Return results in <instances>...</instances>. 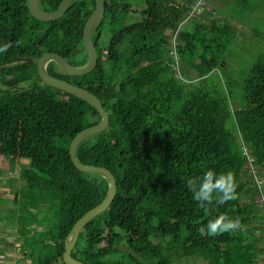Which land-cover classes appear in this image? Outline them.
<instances>
[{
    "label": "trees",
    "instance_id": "trees-1",
    "mask_svg": "<svg viewBox=\"0 0 264 264\" xmlns=\"http://www.w3.org/2000/svg\"><path fill=\"white\" fill-rule=\"evenodd\" d=\"M194 1L145 0L135 11L127 0H106L93 33L97 67L71 76L48 63L52 75L100 97L111 118L77 152L84 163L110 169L118 184L110 207L83 228L72 252L87 264H167L183 255L208 264H257L264 252V237L256 234L260 191L241 149L245 143L264 173V53L237 78L223 76L224 56L234 52L238 32L209 10L187 19ZM235 1L244 8L251 2ZM60 2L38 0L48 12ZM95 3L72 0L60 19L44 22L31 15L27 0H0V46L11 45L0 52V162L7 159L13 169L27 163L19 170L23 185L13 207L30 217L19 215L13 228L33 264H66L67 235L108 192L105 178L77 169L70 155L74 136L100 122L101 114L44 84L37 73L38 58L52 50L76 66L88 62L83 30ZM28 79L30 85L22 86ZM13 101L22 102L20 108L4 109ZM208 169L231 171L237 198L205 211L186 180ZM221 214L238 217L241 227L202 236L198 229ZM117 235V243H103Z\"/></svg>",
    "mask_w": 264,
    "mask_h": 264
},
{
    "label": "rangeland",
    "instance_id": "rangeland-1",
    "mask_svg": "<svg viewBox=\"0 0 264 264\" xmlns=\"http://www.w3.org/2000/svg\"><path fill=\"white\" fill-rule=\"evenodd\" d=\"M135 11L141 10L145 6V0H127ZM209 11L217 18L222 20H230L233 27L238 32V37L232 47L233 53L227 52L224 61L228 63L227 69L223 76L228 79L237 78L244 68L252 64L256 57L264 53V0H251L250 4L244 6L237 5L235 0H208ZM139 14L135 15L138 18ZM134 19V18H133ZM132 20V18L130 19ZM195 33L189 38H194ZM231 50V51H232ZM59 70V69H58ZM61 71V70H60ZM189 73H193V69L189 67ZM30 79L22 83V86L28 87ZM22 102L13 101L10 104L5 103L4 109L7 110L20 108ZM18 106V107H17ZM27 163H18L13 169L9 165L7 159L2 158L0 162V225L4 230L0 231V237H4V241L0 243V264H33L30 258L24 255L23 246L25 240L14 229L17 224V217H30V213L26 209H17L13 207V197L18 187L23 185V181L19 178V170L21 165ZM246 178V176H243ZM36 219L39 225H43L42 214H38ZM37 224L34 226L36 228ZM37 230V229H35ZM33 232L38 236L42 232V226L38 227V231ZM121 240V235L113 238L104 239V244L117 243ZM167 264H208L199 257H187L183 255L177 261Z\"/></svg>",
    "mask_w": 264,
    "mask_h": 264
},
{
    "label": "water",
    "instance_id": "water-1",
    "mask_svg": "<svg viewBox=\"0 0 264 264\" xmlns=\"http://www.w3.org/2000/svg\"><path fill=\"white\" fill-rule=\"evenodd\" d=\"M95 1V7L88 17L83 30V42L89 54L88 62L82 66H76L67 58H65L60 52L55 50L44 53L38 58L37 61V73L40 80L44 84L63 90L87 101L102 116L100 122L77 133L70 145V155L74 166L83 172L101 175L107 180L109 187L108 192L101 203L87 211L81 218H79L67 235L65 239V250L63 252V260L66 264H87L86 262L72 255V252L80 238L81 231L90 221L110 207L118 192L116 177L110 169L100 165L84 163L77 155L78 148L84 140L97 133L105 131L108 128L111 120L110 113L106 110L101 98L96 94L85 87L71 83L67 79L52 75L47 69L48 63L53 61L64 72L71 76H85L90 74L97 67L99 63V52L93 39V33L97 24L104 15L106 9V0ZM71 2L72 0H61L57 9L50 12L42 10L39 6L38 0H27V7L34 18L40 21L50 22L60 19L68 10Z\"/></svg>",
    "mask_w": 264,
    "mask_h": 264
},
{
    "label": "clouds",
    "instance_id": "clouds-1",
    "mask_svg": "<svg viewBox=\"0 0 264 264\" xmlns=\"http://www.w3.org/2000/svg\"><path fill=\"white\" fill-rule=\"evenodd\" d=\"M10 44L0 46V52H6ZM186 186L192 193L194 201L207 211L208 205H221L230 200H235L236 178L231 171L217 173L213 169L204 171L201 176H193L186 180ZM241 227V221L237 218H230L225 214L216 216L207 222L206 227L201 226L198 231L203 236H216L225 232H234Z\"/></svg>",
    "mask_w": 264,
    "mask_h": 264
},
{
    "label": "built area",
    "instance_id": "built-area-1",
    "mask_svg": "<svg viewBox=\"0 0 264 264\" xmlns=\"http://www.w3.org/2000/svg\"><path fill=\"white\" fill-rule=\"evenodd\" d=\"M208 9L209 7L207 5V0H195L194 3L190 5L187 19L200 18L203 14L206 13ZM174 43H176L175 40ZM171 54L174 55V57L178 61V57L177 54L175 53V50H173ZM177 61H175V63L172 64V67L176 71L177 76H180V72L178 69L179 66ZM241 149L247 157L248 160L247 166L250 170L252 178L255 180V185L260 191L259 195L256 198V203L262 213V219L260 221V227L256 229V234L258 236L264 237V173L262 172L260 166L256 165L255 158L250 154V150L245 143H242ZM2 230L4 229L2 228V226H0V231Z\"/></svg>",
    "mask_w": 264,
    "mask_h": 264
},
{
    "label": "crops",
    "instance_id": "crops-1",
    "mask_svg": "<svg viewBox=\"0 0 264 264\" xmlns=\"http://www.w3.org/2000/svg\"><path fill=\"white\" fill-rule=\"evenodd\" d=\"M263 242V241H262ZM261 246H264V243L260 244ZM257 264H264V252L262 253V255L259 257L258 259V263Z\"/></svg>",
    "mask_w": 264,
    "mask_h": 264
},
{
    "label": "flooded vegetation",
    "instance_id": "flooded-vegetation-1",
    "mask_svg": "<svg viewBox=\"0 0 264 264\" xmlns=\"http://www.w3.org/2000/svg\"><path fill=\"white\" fill-rule=\"evenodd\" d=\"M55 67H56V70L59 69L58 71H60V70L63 71L57 64L55 65Z\"/></svg>",
    "mask_w": 264,
    "mask_h": 264
}]
</instances>
